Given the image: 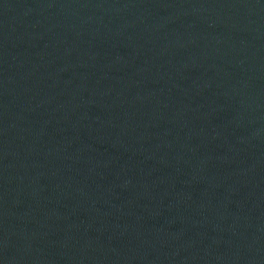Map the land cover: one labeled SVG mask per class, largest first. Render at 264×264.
<instances>
[{
  "label": "water",
  "instance_id": "95a60500",
  "mask_svg": "<svg viewBox=\"0 0 264 264\" xmlns=\"http://www.w3.org/2000/svg\"><path fill=\"white\" fill-rule=\"evenodd\" d=\"M0 264H264V0H0Z\"/></svg>",
  "mask_w": 264,
  "mask_h": 264
}]
</instances>
